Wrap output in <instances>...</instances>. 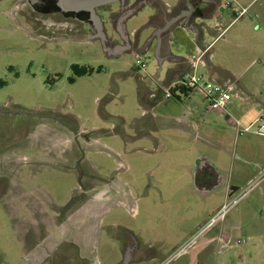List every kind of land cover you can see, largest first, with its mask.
Returning a JSON list of instances; mask_svg holds the SVG:
<instances>
[{
  "label": "rangeland",
  "instance_id": "374dc122",
  "mask_svg": "<svg viewBox=\"0 0 264 264\" xmlns=\"http://www.w3.org/2000/svg\"><path fill=\"white\" fill-rule=\"evenodd\" d=\"M19 3L0 0V106L13 113L2 117L0 127V264H56L54 244L63 239V222L76 228L98 206L104 209L103 223L88 242L86 263L121 264L116 237L124 230L174 257L189 227L216 213L231 187L200 193L194 168L181 171L190 151L218 159L226 181L230 176L240 188L229 199L246 193L225 221L230 247L221 243L223 253L208 264H264V136L256 133L260 123H253L264 117V104L237 105L232 115L242 128L218 123L212 146L193 139L192 132L173 131L157 140L154 133L136 129L143 116L139 76L154 83L148 76L158 70L153 56H141L145 71L134 54L109 58L99 43L80 40L77 30L55 27ZM220 48L214 49L218 56ZM263 66L257 60L245 72L242 66L234 69L262 103ZM74 67L102 71L79 75ZM194 96L203 99L200 93ZM251 124V132L241 137ZM222 143L231 151H222ZM189 162L196 167L198 159ZM214 235L216 229L207 234ZM187 250L173 264H188Z\"/></svg>",
  "mask_w": 264,
  "mask_h": 264
},
{
  "label": "crops",
  "instance_id": "0c3cea01",
  "mask_svg": "<svg viewBox=\"0 0 264 264\" xmlns=\"http://www.w3.org/2000/svg\"><path fill=\"white\" fill-rule=\"evenodd\" d=\"M42 1L23 0L20 9H23L26 2L34 4ZM115 1L53 0V10L48 12L39 10L37 16L42 17L43 20L47 18L55 27L63 26L70 31L77 30L75 35L80 40L99 43L100 48L109 58H120L126 54H134L138 59L143 55L155 58L158 64L157 73L148 74L154 83L149 85L142 76H139L138 82L143 116L137 120L136 129L143 134L154 133L157 140H161L159 137L161 134L177 131L184 136L192 132L193 139H201L205 144L212 146L214 145L212 129L216 128L218 123L225 122L238 129L239 122L242 127V123L232 115L237 105L239 107L250 103L252 108L263 106L264 101L262 103L259 96L251 93L249 85L242 84L236 78L234 69L242 66L245 72L255 65L257 60L264 61V0H142L136 9L123 16L117 15L109 22L103 10ZM114 5L117 6L118 3ZM242 9L247 11L237 19V13ZM59 10L67 13L70 18L61 20L62 18L57 16ZM136 10V16L128 19L127 15ZM76 15H80V22H76ZM143 25H147V28L140 35H135L134 31ZM217 45H221L220 49L223 52L219 56L214 53ZM194 56H202L201 62L197 63ZM196 63L198 72L203 69L202 74L209 79L215 82L236 83L238 96L231 100L226 110H209L208 101L202 96L203 94L196 91L174 99L165 97L164 90L191 73ZM262 70L264 74V66ZM162 73L164 77L161 78ZM141 88L145 95L142 100ZM196 93H200L203 99L194 100ZM171 101L177 104H172ZM163 107H165L164 112L158 113ZM50 116L58 118L55 114ZM257 121L258 118H255L253 123ZM199 129L203 135L196 133ZM218 146L222 151H231L223 143ZM186 156L187 164L181 165V171L185 170L188 173V170L191 172L194 168V182L200 193L207 194L223 185L231 184V187L224 192V202L221 207L240 190L238 187L239 189L233 192V188L236 187L232 185V178L229 176V180L226 181L227 176L222 173L218 159L215 157L212 159L197 151H190ZM191 157L198 159L196 167L193 163L190 164ZM209 167H213L215 173L211 172L205 176L202 182L203 188L199 189L196 184V174L199 170ZM255 177L256 174H253L250 178ZM100 207L98 206L99 209L85 217L83 221L80 220L76 228L71 227L69 221L63 222L64 232L59 233L63 234V239L54 244L53 262L55 260L56 264H61L68 260L71 264L72 262L88 264L86 263L90 256L88 242L91 237L97 236L103 223L104 209L100 212ZM214 214L212 213L204 223H196L189 227L187 232L189 236L183 242L184 247L189 245L193 235ZM225 221L210 230L216 229V235L207 236L209 231L187 247L189 248L188 264H208L216 253H223L218 237L221 231L226 232L228 239L230 237L229 227ZM114 227L110 228L114 229ZM76 229H78L77 234L74 233ZM123 233L122 237H116L122 246L124 256L123 261L118 260L122 262L121 264H161L169 258L170 255L168 256L161 246L143 243L140 236L130 230H124ZM35 263L42 264V262Z\"/></svg>",
  "mask_w": 264,
  "mask_h": 264
},
{
  "label": "built area",
  "instance_id": "2783aa9c",
  "mask_svg": "<svg viewBox=\"0 0 264 264\" xmlns=\"http://www.w3.org/2000/svg\"><path fill=\"white\" fill-rule=\"evenodd\" d=\"M246 9H242L237 13V19L241 18L245 13ZM197 63H200L202 60V56H194ZM197 63L195 65L194 70L183 76L180 80L175 82L173 85L169 86L164 90L165 97L167 99H174L178 96H186L189 92H200L203 94L205 99L208 101V109L211 111H223L226 110L231 102V100L238 96L237 93V85L235 82H215L203 74H200L197 70ZM136 65L141 70L147 69V64L142 59H137ZM256 123H260L256 133L264 136V117L258 120ZM238 129H241V125L237 123ZM253 126L250 125L239 132V135H244L245 132H251ZM246 193L234 198L228 199L225 204L193 235L190 240V244H193L201 237L205 236L212 228L222 224L230 212L240 203V201L244 198ZM219 241L224 243L225 246H229V239L226 236L225 231H221L219 237ZM238 243H241L239 240ZM188 245V246H189ZM183 247L174 257H169L161 264H172L175 257L180 254H183L187 247ZM230 247V246H229Z\"/></svg>",
  "mask_w": 264,
  "mask_h": 264
},
{
  "label": "flooded vegetation",
  "instance_id": "af4514ba",
  "mask_svg": "<svg viewBox=\"0 0 264 264\" xmlns=\"http://www.w3.org/2000/svg\"><path fill=\"white\" fill-rule=\"evenodd\" d=\"M53 0H43L41 3H32V2H26V5L23 7L24 9H26L28 11V13H33V14H39L40 11L44 12V11H49V10H53L54 8V5L52 3ZM23 3V0H20V3L19 5H21ZM18 5V6H19ZM40 10V11H39ZM57 16L61 17L62 19L61 20H66V19H69L70 17L67 16L68 14L67 13H64V12H57ZM76 22H80L81 21V18H80V15H76ZM5 116L6 118H11L13 116V113L11 111H9L5 106H0V127L2 126V123L4 122V120H2V117ZM3 133L1 134L0 133V153H1V150H2V146L4 145V138H3Z\"/></svg>",
  "mask_w": 264,
  "mask_h": 264
},
{
  "label": "water",
  "instance_id": "95a60500",
  "mask_svg": "<svg viewBox=\"0 0 264 264\" xmlns=\"http://www.w3.org/2000/svg\"><path fill=\"white\" fill-rule=\"evenodd\" d=\"M141 1L142 0H116L115 3H111L105 7V9L103 10V14L107 16V19L110 22L115 16L117 15L123 16V15H126L129 11L136 9V7H138ZM116 3H118L117 6L114 5ZM136 13H137V10L127 15L128 19L136 16L135 15ZM146 28H147V25H143L140 28L136 29L134 31V34L140 35ZM237 189L239 188L238 187L233 188V192H235V190Z\"/></svg>",
  "mask_w": 264,
  "mask_h": 264
},
{
  "label": "trees",
  "instance_id": "16d2710c",
  "mask_svg": "<svg viewBox=\"0 0 264 264\" xmlns=\"http://www.w3.org/2000/svg\"><path fill=\"white\" fill-rule=\"evenodd\" d=\"M74 71L76 74H79V75H89V74H92L94 72H101L102 69L101 67L97 70H94V69H90V68H78V67H74ZM141 100L145 97L144 93H143V89L141 88ZM211 172H214V168L213 167H209L208 169H205V170H199L196 174V184H197V187L199 189H202L203 188V185H202V182H203V178L205 176H207L209 173Z\"/></svg>",
  "mask_w": 264,
  "mask_h": 264
}]
</instances>
